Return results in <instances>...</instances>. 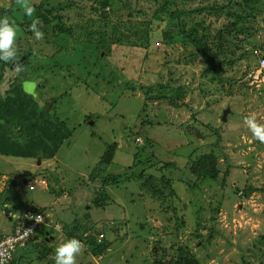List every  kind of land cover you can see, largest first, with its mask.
I'll use <instances>...</instances> for the list:
<instances>
[{"label":"rangeland","instance_id":"374dc122","mask_svg":"<svg viewBox=\"0 0 264 264\" xmlns=\"http://www.w3.org/2000/svg\"><path fill=\"white\" fill-rule=\"evenodd\" d=\"M46 1L54 9L43 15L62 30L51 41L19 29L24 8L0 0V19L17 28L11 64L0 62L6 123L0 193L6 190L14 216H6L0 197V229L11 231L15 218L32 209L50 218L33 238L40 247L13 264H55L56 248L75 229L82 244L76 264L176 263L180 257L188 264H264V143L245 123L254 114L264 125V72L254 53L264 58V0ZM102 33L112 46L97 60L99 50L88 42H100ZM189 34L206 49L220 47L212 67L185 39ZM25 60L28 67L17 66ZM14 75L25 83L9 91ZM6 92L29 95L21 103L26 110L5 99ZM160 94L176 106L153 99ZM40 111L57 120L45 133L30 122ZM54 129L63 134L53 135ZM54 136L63 137L58 146ZM17 144L23 156L15 158L9 149ZM104 151L112 157L102 176L121 175L116 186H103L101 173L93 176ZM205 156L214 157L216 181L191 171ZM33 180L47 188L29 190ZM149 185L164 191L162 203L150 197ZM85 238L104 252L93 257ZM42 250L46 258L39 261Z\"/></svg>","mask_w":264,"mask_h":264},{"label":"trees","instance_id":"16d2710c","mask_svg":"<svg viewBox=\"0 0 264 264\" xmlns=\"http://www.w3.org/2000/svg\"><path fill=\"white\" fill-rule=\"evenodd\" d=\"M68 1L69 0H66V3H68ZM103 1H107V0H103ZM245 1L249 5L250 4H258L259 3V1H257V0H245ZM96 2H98V0ZM47 3L48 2L46 0H41L40 4L38 6L37 5H34L33 6V8L35 9L34 13L31 16H28L25 13L24 14V18H23L24 21L22 23H19L18 24V28L19 29H22L23 26H26L28 28L27 29H24L23 28V29H24V31H25V33L27 35L35 34L31 30L30 25L33 23L34 20H38L39 22L42 21V23H40V24L36 23V25H35V30L36 31L42 32L44 34V36L47 39H49V40L51 39V37L53 38L54 36H59L58 34L62 30H59L56 26H54V24H53L52 21L48 20L47 17L45 15H43L45 13L50 12L52 9H54V8H47V6H48ZM99 5L102 7V10H103L105 3L101 1V2H99ZM40 9H42V14H40L41 13V10ZM58 9L59 8H57L56 10H58ZM252 9H253V7H252ZM254 10L256 11V9H254ZM239 17H241V16H239ZM130 25L131 24L126 23V27H128ZM113 32H114V36L116 37V33L118 32L117 29L113 28ZM60 34H63V33H60ZM182 37L183 36H181L179 38L182 39ZM99 39H100V42H97L95 44L92 43V42H88V43L93 44L95 49H98L99 50V53H97V54L94 55V57L96 56L97 60H99L101 58L100 57L101 56L100 53L101 54H102V52L109 53L110 52V46H112V43H108L107 41H104V39H105V34L104 33L99 34ZM185 39L188 40V41H190L195 48L204 51L203 53H205V55L208 56L209 61H210V67H212V64L214 63L215 56L218 53H221L220 47L215 48L214 51H211L209 49H206L205 44L203 42L201 43L200 41H198L193 34H189L188 36H186ZM146 40H147V37H145V41ZM116 41H118V38L117 37H116ZM126 42H128V41H126ZM55 43H53L54 46L59 50V48H61V47L57 43L56 44ZM59 52H60V50L59 51H56V53H59ZM31 53L32 52L28 50V52L26 54L28 55V54H31ZM15 55L18 56V57H22V54H15ZM31 55H32V57H35V54L32 53ZM0 62H1V59H0ZM28 63H29L28 60L27 61L25 60L24 63L21 62L17 66L18 67H22V66H27L28 67ZM10 64H11V62H8V61H6V63H5V65H10ZM0 67L2 68L3 66H0ZM215 68H217V67H215ZM3 71H5V70H2L0 72V78H1L0 79V82L2 81V78H3V76H2V74L4 73ZM12 80H13L12 81V87L10 88L9 91H13L14 90V86H16V84H18L22 88L23 87V83H25L23 81V79H21L20 77H18L16 75H14L12 77ZM159 90H161V89H159ZM8 92H6L5 99L6 98L13 99L14 98L13 96L15 94L12 95V94H10ZM18 92H21V91L19 90ZM27 97H29V95L23 94V97H22V95L19 94V97L18 98L17 97L14 98L15 103L17 105V109H22L23 111L26 110L25 109V106L24 105H21V103H22V99H23V101H26ZM153 99H156V100H158V99L164 100V101H167L169 103V105L176 106V102H175L174 99L165 97V96H163V94L162 95L160 94L159 96H155V97H153ZM179 106L184 107L185 105L181 104ZM7 111L13 112V110H9V109ZM30 112H32V111H30ZM30 119H31L30 122L33 121V124H36V125L32 126L33 128H35L36 126H39V129L38 130L40 131V133H45L46 130H47V128H53V126L56 124V121H57L56 118H55V116H52L49 113L46 114V112L43 113L42 111H40L39 114H35L32 117H30ZM88 120H89V118H88ZM4 124H6L5 121H3L2 119H0V128L2 127L3 131H4ZM52 133H53V135L63 134V133L56 132L55 129L52 131ZM65 136H66V134H65ZM56 137L57 136H54L53 143L56 146H58V143L60 142V140L63 137H60V139L59 138H56ZM57 140H59V142H57ZM15 146H16V148L11 147L9 149V150H11L10 151V153H11L10 156L15 157V158L20 157V156H23V152L21 150L23 147H21L18 144L15 145ZM108 149H110V148H108ZM2 150L0 151V153L2 152ZM112 151H109V152L108 151H104V154L105 155L103 154V157H102V159L99 162L100 165H99V167L97 169L99 171H95L93 173V176L95 177V179L98 177V173H101L100 176L98 177V179H100L101 184L103 186H109V185L116 186V185L119 184V179L121 178V175H118V176H106V175H103L102 176V170L104 169V167L107 166V165L109 166L110 158L112 157V155L110 153ZM4 154H5L4 156H9V155H7V153H4ZM1 155H2V153H1ZM204 159H206V160L200 159L198 161H193L192 164H191V166L193 165V167L191 168V171L192 172H195L197 175H199L201 177H204L205 179L207 178V179H209L211 181H216L217 176L219 174V171H218V169H217V167L215 165L214 157L213 158H208L207 156H205ZM144 163L145 162H139L136 165L144 166V168H148V167L152 166V164H148L147 165V164H144ZM162 168H164V166H160L159 167V169H162ZM224 173L226 174V171ZM126 179H128V178H126ZM224 179L225 178H222V181H224ZM153 180H154V178H152V181ZM163 182H164V177H161L160 178V185L163 184ZM166 184L169 186L171 183L166 182ZM209 185L211 186L212 184L209 183ZM148 190L150 192L149 193L150 197L152 199L156 200L158 203H162L165 200V197H164L165 196V193H164V191H162V189L160 188L159 185L157 187L155 185H149L148 186ZM238 191L239 190H236V192H238ZM0 197H2V199H3V202H2V205H1V209L3 210V208H6L7 209L6 211H7V214H8L9 212L12 211V209L7 208L8 198L6 196V190H3L0 193ZM104 197H107V196L105 195ZM73 224H74V226H78L76 224V222H74ZM75 231H76V229L75 230H72V233H68V235H69L68 237L70 239L71 238H75V233H74ZM4 232H7V231H4ZM78 241H79V239H78ZM84 242L86 243L87 246L91 247L90 248V251H91V255L93 257H97V256L101 255L104 252V250H105V246L104 245L99 246L97 244H93V240L91 238H85ZM35 247H40V246L37 244V245H35ZM29 249L30 248L28 246L25 247V248H23V249H21L20 251L22 253L20 254V257L21 256H24V255H27V252L29 251ZM44 253H46L45 250H42V252L39 253V255H38V260L39 261H42L43 258H46V256L44 257V255H45ZM14 261H15V258H13L10 261L9 264H13ZM152 264H188V258L187 257L186 258L180 257L179 260L176 261V263H174V262H171V263L170 262H162V261H156V260H154L152 262Z\"/></svg>","mask_w":264,"mask_h":264},{"label":"clouds","instance_id":"9594fccd","mask_svg":"<svg viewBox=\"0 0 264 264\" xmlns=\"http://www.w3.org/2000/svg\"><path fill=\"white\" fill-rule=\"evenodd\" d=\"M16 2H17V4H20L24 8L26 15L31 16L34 13L35 9L29 5V0H16ZM36 23H39V21L34 20L33 23L30 25V28L35 33L36 38L41 39L43 37V33L35 30ZM11 25H13V26L9 25V18L8 17L0 19V52L3 53V55H0V59H3L5 61L10 60L9 58L13 57V55H14L13 52L9 51V49L13 43L14 38H16L17 28L15 27L14 22H12ZM245 123L248 125L249 129L252 131L254 137L256 139H258L260 142L264 143V125H260L256 122L255 115L253 114L252 116L246 118ZM35 181H38V180H33L31 185H34ZM29 187H30V185H29ZM40 187H44V186H40ZM40 187H36L35 189L40 188ZM44 188H47V183H46V187H44ZM29 190H30V188H29ZM36 210H38V209H36ZM36 210L32 209L29 211H36ZM40 210L45 213L44 210H42V209H40ZM29 211H27V212H29ZM6 216L10 217V220H13V218H14V216H12L10 214V212L7 214V211H6ZM18 219H21V218H19V217L15 218V220H18ZM44 222L45 223L48 222L46 217H45ZM27 231L30 232L31 229H28ZM1 232H4V231L0 230V233ZM36 233H37V231H36ZM32 243H33V239L30 241V243L28 245L29 248H31L30 244H32ZM81 249H82V244L77 239L71 238V239L67 240L66 242L62 243L61 245H59L56 248L55 257H54L55 264H76L75 256L78 253H80ZM21 253L22 252L20 250L15 252L13 258H15V259L18 258V256Z\"/></svg>","mask_w":264,"mask_h":264},{"label":"built area","instance_id":"2783aa9c","mask_svg":"<svg viewBox=\"0 0 264 264\" xmlns=\"http://www.w3.org/2000/svg\"><path fill=\"white\" fill-rule=\"evenodd\" d=\"M254 53L258 56L257 69L264 72V58L259 51ZM40 186L46 187L43 180L35 181V184L30 185L29 188L33 190ZM45 217V213L40 209L29 211L24 214L23 219L15 220L16 225L11 231L0 233V264H9L15 252L29 245L36 234L37 228L44 223ZM28 229H31V231L28 232Z\"/></svg>","mask_w":264,"mask_h":264},{"label":"crops","instance_id":"0c3cea01","mask_svg":"<svg viewBox=\"0 0 264 264\" xmlns=\"http://www.w3.org/2000/svg\"><path fill=\"white\" fill-rule=\"evenodd\" d=\"M8 207H9V205H7ZM6 208H4V210H5ZM7 210V209H6ZM10 218V217H9ZM50 220V218H47V221H49ZM40 240H38V239H36V241L35 242H33L32 244H30V249H34L35 250V245H37V243L39 242Z\"/></svg>","mask_w":264,"mask_h":264},{"label":"water","instance_id":"95a60500","mask_svg":"<svg viewBox=\"0 0 264 264\" xmlns=\"http://www.w3.org/2000/svg\"><path fill=\"white\" fill-rule=\"evenodd\" d=\"M228 112H230L229 109H227L226 111L223 112L222 117H221V120L222 121H224L226 119L225 117H226V115H227ZM5 212H6V209H5Z\"/></svg>","mask_w":264,"mask_h":264},{"label":"flooded vegetation","instance_id":"af4514ba","mask_svg":"<svg viewBox=\"0 0 264 264\" xmlns=\"http://www.w3.org/2000/svg\"><path fill=\"white\" fill-rule=\"evenodd\" d=\"M22 79V77H20Z\"/></svg>","mask_w":264,"mask_h":264}]
</instances>
